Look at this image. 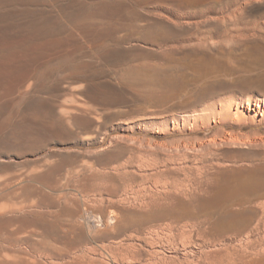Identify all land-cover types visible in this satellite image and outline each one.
Wrapping results in <instances>:
<instances>
[{
    "label": "rangeland",
    "instance_id": "374dc122",
    "mask_svg": "<svg viewBox=\"0 0 264 264\" xmlns=\"http://www.w3.org/2000/svg\"><path fill=\"white\" fill-rule=\"evenodd\" d=\"M0 264H264V0H0Z\"/></svg>",
    "mask_w": 264,
    "mask_h": 264
},
{
    "label": "water",
    "instance_id": "95a60500",
    "mask_svg": "<svg viewBox=\"0 0 264 264\" xmlns=\"http://www.w3.org/2000/svg\"><path fill=\"white\" fill-rule=\"evenodd\" d=\"M259 45L257 44V45H254V46H251V47H248L246 50H245V52L244 53H248V52H251V51H253L254 50V48L256 47H258ZM253 49V50H252ZM251 50V51H250Z\"/></svg>",
    "mask_w": 264,
    "mask_h": 264
},
{
    "label": "bare ground",
    "instance_id": "6f19581e",
    "mask_svg": "<svg viewBox=\"0 0 264 264\" xmlns=\"http://www.w3.org/2000/svg\"><path fill=\"white\" fill-rule=\"evenodd\" d=\"M253 51H256V49H255V50H253ZM253 51H251V52H253ZM251 52H250V53H251ZM250 53L248 52V54H250ZM112 256H113V255H112ZM113 260H114V259H113Z\"/></svg>",
    "mask_w": 264,
    "mask_h": 264
}]
</instances>
